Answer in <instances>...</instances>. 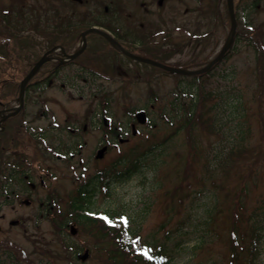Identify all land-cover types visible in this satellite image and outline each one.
Instances as JSON below:
<instances>
[{
    "label": "rangeland",
    "instance_id": "374dc122",
    "mask_svg": "<svg viewBox=\"0 0 264 264\" xmlns=\"http://www.w3.org/2000/svg\"><path fill=\"white\" fill-rule=\"evenodd\" d=\"M247 1L236 4L229 53L193 86L91 33L82 53L28 88L0 125V264H138L109 260L114 238L69 207L95 174L91 210L123 214L141 239L164 245L169 264H264V0L252 28ZM90 23L187 69L215 56L229 31L225 0H0V100L16 104L30 64L51 44L75 49ZM140 108L149 124L131 135ZM104 113L126 141L111 138Z\"/></svg>",
    "mask_w": 264,
    "mask_h": 264
},
{
    "label": "trees",
    "instance_id": "16d2710c",
    "mask_svg": "<svg viewBox=\"0 0 264 264\" xmlns=\"http://www.w3.org/2000/svg\"><path fill=\"white\" fill-rule=\"evenodd\" d=\"M261 0H249V2H245L244 9L246 11L247 15V23L250 25L252 23V15L255 11V9L258 7L259 3ZM237 3H240V0H235V6ZM239 7V4H238ZM104 25V22L102 23ZM251 26V25H250ZM107 28H112V27H107ZM113 29V28H112ZM113 32H116L114 29L112 30ZM44 71L46 70H56L55 67H53L52 63H46L43 65ZM201 74L197 76H193V79H197L200 77ZM194 82V80H193ZM190 82V83H193ZM194 84V83H193ZM1 104V103H0ZM93 179H89L87 182L84 184L80 185L74 195V197L70 200L69 206L71 209L75 210L76 212V219L80 222L83 223H88L97 226L99 229L104 231V233H107L105 235H111L112 238L116 242L107 244V246H104V249L108 252L109 260L111 261H118L123 262L125 259L129 258L133 263L138 264H167L169 260L166 259L165 254H166V248L164 246H161L160 249L156 252L155 250L153 251V258L146 260L143 257H139L138 253L136 250H138L136 247H133V242L130 241V238L127 234H124L121 232V234L116 231L115 229H112L111 227L105 225L103 222L99 221L97 218H93L88 216L87 214H84L85 204L88 198L91 196V188L94 185ZM108 217L111 218L112 214H108ZM257 222V220H255ZM254 221V230H252V245L250 246V251H253V253H257L256 250V242L259 239V234L257 232V227H256V222ZM100 222V223H99ZM146 246V245H145ZM161 262V263H160Z\"/></svg>",
    "mask_w": 264,
    "mask_h": 264
},
{
    "label": "water",
    "instance_id": "95a60500",
    "mask_svg": "<svg viewBox=\"0 0 264 264\" xmlns=\"http://www.w3.org/2000/svg\"><path fill=\"white\" fill-rule=\"evenodd\" d=\"M227 6H228V10H229V14H230V18H231V32H230V37L229 39L227 40V42L225 43V45L223 46V48L220 50V52L217 54V56L211 60L205 67L203 68H200V69H197V70H192V71H187V70H183V69H178V68H174V67H170V66H166V65H163L161 63H158L156 61H153L151 59H148V58H143V57H140V56H137V55H134L132 53H129L128 51H126L124 48H122L118 42L113 39L109 34H107L105 31L103 30H100L96 27H90V28H87L86 30H84L81 34V38H82V43H81V46L75 50V52L71 55H68L69 57H74L76 56L84 47L85 45V34L87 32H91V31H94V32H97L101 35H103L113 46L117 47L118 49H120L122 52H124L125 54L129 55L130 57H133L135 59H138L140 61H144V62H148V63H151L153 65H158V66H161L162 68H165L171 72H178V73H196V72H201V71H204L206 70L213 62H215L216 60H218L223 54H224V51L226 50V48L228 47L231 39H232V36H233V33H234V28H235V21H234V16H233V7H232V0H227ZM46 59V56L43 55L39 60H37L34 65L32 66V68L29 70V72L24 76V78L21 80L20 82V89H19V100L20 102L22 101L23 99V94H24V84L25 82L27 81V79L35 72V70L40 66V64ZM137 119L139 121H143V113H138L136 115ZM102 151V150H101ZM101 151L99 152L98 155H101ZM87 255V251H85L82 255H79L80 258H85Z\"/></svg>",
    "mask_w": 264,
    "mask_h": 264
},
{
    "label": "snow or ice",
    "instance_id": "6c2138e0",
    "mask_svg": "<svg viewBox=\"0 0 264 264\" xmlns=\"http://www.w3.org/2000/svg\"><path fill=\"white\" fill-rule=\"evenodd\" d=\"M106 220L108 219L107 217H104ZM121 220H124L125 218L124 217H120ZM109 223H113V221L111 220H108ZM139 251L142 252L143 255H145L148 259H152L151 256H148V253L145 249H139Z\"/></svg>",
    "mask_w": 264,
    "mask_h": 264
}]
</instances>
